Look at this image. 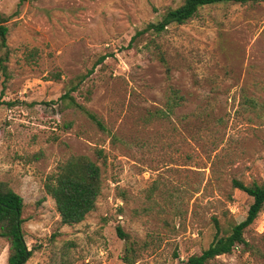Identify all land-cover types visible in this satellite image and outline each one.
<instances>
[{"label":"rangeland","instance_id":"rangeland-1","mask_svg":"<svg viewBox=\"0 0 264 264\" xmlns=\"http://www.w3.org/2000/svg\"><path fill=\"white\" fill-rule=\"evenodd\" d=\"M183 2L0 0V182L23 200L26 264H181L213 221L222 236L244 220L252 200L232 181L264 183V3L204 6L134 38ZM92 67L70 96L105 131L59 101ZM73 156L98 165L102 189L65 226L43 183ZM242 237L207 264H264V209ZM7 250L0 240V264Z\"/></svg>","mask_w":264,"mask_h":264},{"label":"trees","instance_id":"trees-1","mask_svg":"<svg viewBox=\"0 0 264 264\" xmlns=\"http://www.w3.org/2000/svg\"><path fill=\"white\" fill-rule=\"evenodd\" d=\"M222 2L246 5L264 3V0H184L182 5L174 9H168L162 14L159 21L149 23L142 30L137 31L134 38L145 33L158 35L168 25L186 23L196 15L200 8ZM5 24L6 19L0 14V49L4 50V56L0 60L1 64L2 60L6 59L8 52L6 45L8 28ZM104 59L105 56H101L94 66L100 64ZM160 61L164 63L162 58H160ZM93 68L88 70L85 75L77 77V83L72 84L67 93L59 98V101L67 102L66 107L68 108H75L83 112L100 131H105L96 116L86 111L70 96V92L76 91L78 84L92 74ZM2 70L5 72L3 67ZM169 93L166 102L168 112L174 106L179 105L181 100L176 90L170 89ZM3 104L0 98V106ZM8 105L10 106V104ZM161 113L159 111V114ZM65 128H69V125H66ZM232 187L246 194L252 200L244 220L231 226L229 234L222 236L220 235L219 225L216 221H213L215 234L212 242L199 255L191 256L181 264H207L216 257L228 255L237 246L245 244L242 237L244 230L254 222L258 214L264 209V183L245 185L240 181L233 180ZM101 189L100 168L84 156H73L57 165L54 172L46 176L43 183L45 194L53 201L60 223L65 226L79 224L89 212L94 210ZM23 206L22 198L13 192L6 183L0 182V240H5L8 246L6 264H26L33 253L32 249L29 250L26 247L21 228L23 224V219H21ZM116 234L121 240L127 239L120 227L116 228Z\"/></svg>","mask_w":264,"mask_h":264},{"label":"crops","instance_id":"crops-1","mask_svg":"<svg viewBox=\"0 0 264 264\" xmlns=\"http://www.w3.org/2000/svg\"><path fill=\"white\" fill-rule=\"evenodd\" d=\"M4 264H6V263H4Z\"/></svg>","mask_w":264,"mask_h":264}]
</instances>
